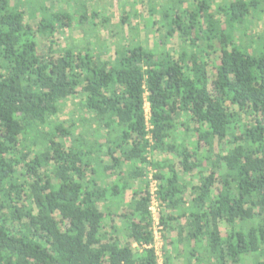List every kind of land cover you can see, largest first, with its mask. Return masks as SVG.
<instances>
[{
	"label": "trees",
	"instance_id": "trees-1",
	"mask_svg": "<svg viewBox=\"0 0 264 264\" xmlns=\"http://www.w3.org/2000/svg\"><path fill=\"white\" fill-rule=\"evenodd\" d=\"M92 1L0 0V264H159L149 174L162 264H264V0Z\"/></svg>",
	"mask_w": 264,
	"mask_h": 264
},
{
	"label": "rangeland",
	"instance_id": "rangeland-1",
	"mask_svg": "<svg viewBox=\"0 0 264 264\" xmlns=\"http://www.w3.org/2000/svg\"><path fill=\"white\" fill-rule=\"evenodd\" d=\"M37 0H35L36 2ZM100 0H93L92 2L98 3ZM221 1V0H220ZM219 0H217V2H220ZM128 4H130L132 6V9L135 10H143V12H146L145 8H142L145 6L144 5L141 6V2L140 0H127ZM46 5L50 8H52L53 10H57L59 8V10H61V6L58 3V0H46ZM121 6V3L117 2L116 0H101L100 3V8L104 9L107 11L108 15H110V18L114 21L112 25H114V23L118 22V14L120 12L119 7ZM169 8V6H168ZM147 16V15H146ZM263 21H264V15H260L258 17H255L254 19H252V26H253V30L256 32L261 33L263 31ZM139 26L140 23L138 22ZM115 26V25H114ZM97 34L98 39L100 40V42H102V44L109 38L110 36V32L108 30V28L106 27H101L97 30V32L95 33ZM84 34L81 32H79L77 29H70L67 32L64 33L63 35V40H62V48L67 47V46H73L75 49L78 48H82L84 43ZM141 38H143L141 36ZM142 41V39H141ZM79 99L77 100H73L71 102H69L66 107L64 108V110L60 113L61 115L59 116V118H63L68 115V114H73V116H78L80 114V108H79ZM145 110L146 113L148 115L149 113V108H148V104H145ZM181 138L183 139V137L181 136ZM142 188H145L146 186H148V181L147 179L143 180L142 182ZM189 207H186V209H188ZM170 254H172V251Z\"/></svg>",
	"mask_w": 264,
	"mask_h": 264
},
{
	"label": "built area",
	"instance_id": "built-area-1",
	"mask_svg": "<svg viewBox=\"0 0 264 264\" xmlns=\"http://www.w3.org/2000/svg\"><path fill=\"white\" fill-rule=\"evenodd\" d=\"M147 181H148V191L150 194V207H149V212L153 220V244L152 248L155 251V254L158 258V263L162 264V254H161V249H162V239H161V234H160V226L158 224V220L156 218V214L159 211V207L157 205L156 201V190H157V183L153 179V176L149 174L147 176Z\"/></svg>",
	"mask_w": 264,
	"mask_h": 264
},
{
	"label": "crops",
	"instance_id": "crops-1",
	"mask_svg": "<svg viewBox=\"0 0 264 264\" xmlns=\"http://www.w3.org/2000/svg\"><path fill=\"white\" fill-rule=\"evenodd\" d=\"M142 182H143V180L142 181H138L137 182V184H136V188H140V189H144V188H142ZM185 248V247H184ZM171 251H172V249H171ZM173 254V253H172ZM174 255V254H173ZM181 260L183 261V263L185 264L187 261H186V258L185 257H181ZM175 262V261H174ZM179 263V262H178Z\"/></svg>",
	"mask_w": 264,
	"mask_h": 264
}]
</instances>
